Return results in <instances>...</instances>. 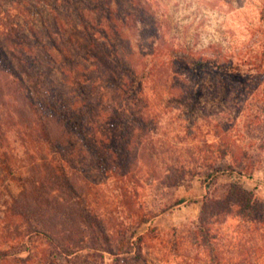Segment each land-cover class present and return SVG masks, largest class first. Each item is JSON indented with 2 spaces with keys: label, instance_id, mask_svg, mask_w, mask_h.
<instances>
[{
  "label": "trees",
  "instance_id": "16d2710c",
  "mask_svg": "<svg viewBox=\"0 0 264 264\" xmlns=\"http://www.w3.org/2000/svg\"><path fill=\"white\" fill-rule=\"evenodd\" d=\"M16 1L20 0H0V190L8 194L0 224V243L8 248L0 247V264H104L103 260L98 263L93 259H103V252L113 255L111 264L142 259L139 250L132 253V246L143 243L154 228L146 227L132 241L135 228L127 233L128 228L120 220L111 226L92 207L88 181L72 161L77 152L67 142L70 132H81L86 139V131L91 132L95 121L105 132L100 137L92 134L91 141H87L98 159L95 167L118 189L122 204L132 202L128 218L132 217L135 227L180 203L182 198L171 205L161 201L188 177L202 175L208 192L221 172L230 169L240 176L244 168L254 165L247 150L240 148L241 156H235L230 144L223 141L213 144V150L193 162L180 158L161 160L164 168L160 172L150 162L154 167L144 182L136 179L131 172L135 160L131 157L130 133L123 127L125 112L117 107L159 72L166 80L173 74L178 78L182 73L197 70L232 76L240 72L239 65L227 56H206L161 45L151 48L155 58L166 55L161 67L154 62L144 64L139 71L134 65H123L113 37L131 25L129 19L132 25L138 21L146 25V18L137 16L144 12L141 0H21L31 1L34 8L39 4L46 6L45 12H35L36 20L16 11ZM6 3L16 7L4 6ZM62 15L64 22L59 20ZM105 22L111 29L102 28ZM87 62L93 66L88 73L81 68L83 64L88 68ZM84 78L91 79L90 83L83 84ZM68 84L82 96L79 104L69 100ZM108 104L115 109V119L123 131L121 138L127 139L123 148L122 143L108 147L109 132L105 126L109 119L99 117ZM214 125L218 127L219 123ZM10 135L24 143L21 156L17 157L9 147ZM263 148L264 144H259L257 149ZM226 154L235 156L233 164L237 168L230 164L224 167L218 161ZM246 157L250 164L244 162ZM11 181L18 187L14 193ZM220 191L204 197L186 240L203 252L204 259H199L202 264H257V247L264 244V201L235 181L223 184ZM146 202L156 206L147 207ZM134 203L137 209L132 208ZM229 216L238 218L245 226L246 236H239L234 250L225 254L215 226ZM112 229L121 237L119 240H111ZM40 237L44 239V248L32 250L37 248L28 246L27 241L32 243ZM18 238L26 239L10 244ZM124 243L127 247L120 256L117 249ZM171 244L173 251L178 250V240ZM83 250L90 252L85 254Z\"/></svg>",
  "mask_w": 264,
  "mask_h": 264
},
{
  "label": "rangeland",
  "instance_id": "374dc122",
  "mask_svg": "<svg viewBox=\"0 0 264 264\" xmlns=\"http://www.w3.org/2000/svg\"><path fill=\"white\" fill-rule=\"evenodd\" d=\"M141 1L145 6L144 12H138L137 16L145 17L146 25L139 21L137 25H132L129 19L128 23L131 25L124 27L122 34L113 37L112 42L123 65H134L139 71L144 64L154 62L159 65L158 68L161 67L166 55L155 58L151 54L152 46L161 45L183 48L206 56L230 57L239 65L240 72L230 76L215 71L197 70L196 73H182L178 78H174L173 74L170 80H166L159 72L158 76L144 83L141 90L123 101L121 106L116 105L118 110L125 112L123 127L130 133L131 157L135 160L131 172L134 177L144 182L153 165L157 166L159 172L164 168L161 160L168 162L173 158H180L193 162L213 150V144L223 141L230 144L235 156H241L240 148L247 150L250 158L254 160V165L244 168L240 176L235 172L231 173L230 169L221 172L208 192L202 175L188 177L172 194L166 198L162 197L161 201L171 205L176 199L182 198L180 203L158 213L150 222L135 227V224L131 223L132 217L128 218L132 202L126 205L121 203L117 195L118 189L105 177L104 172L95 167L98 159L93 156V147L89 150L87 145L92 134L98 137L104 135L100 122L92 123L91 132L86 131L89 135L86 139L83 138V133L72 131L67 142L70 148H75L77 152L72 159L73 163L78 164L81 174L88 181L89 202L111 226H116L120 220L123 221L124 227L128 228L127 233L135 228L136 233L132 236V241H135L137 235L143 233L146 227L154 228L143 243L132 246V253L139 250L142 259H131L125 263L121 261V264H202L199 259H204L205 255L185 237L195 226L207 193L219 194L223 184L235 181L252 190L257 198L264 201V148L257 149L259 144H264V0ZM16 2L17 7L15 4L10 5L11 3L4 6L16 7L15 10L21 12L24 17L28 14L29 20H36L35 12L46 11V6L42 4L34 8L31 7V1ZM59 20L66 21L64 15L59 17ZM101 26L111 29L107 22ZM148 26L153 27L155 31ZM139 33L141 37L138 36ZM126 47L127 49H124ZM87 63L88 68L85 64L81 68L88 73L93 66L92 63ZM90 80L84 78L82 81L86 85ZM77 90L71 85L67 86L69 100L73 101L74 105L79 104L82 97ZM114 110L112 104H108L99 117L109 119L105 126L107 134L109 132L106 136L109 138L108 147L122 143L123 148L127 139L121 138L123 131L117 124ZM215 123H219V126L216 127ZM9 141V147L17 153V157L21 156L24 143L15 138V135H10ZM213 153L216 154V151ZM235 156L226 154L218 161H221L224 167L230 164L237 168L235 163L233 164ZM82 157L84 161L81 162ZM250 158L243 160L250 164ZM154 160L158 162L155 163ZM150 162H154L153 165ZM9 184L11 191L16 192L18 187L15 183L11 181ZM142 195L145 196L146 192L143 191ZM6 200L7 192L1 191L0 224L5 215ZM137 206V203H134L132 208L137 209ZM146 206L156 205L151 206L146 202ZM215 228L218 243L225 254H229L228 250H234L239 236L243 239L246 236L245 226L236 217H227ZM114 232L113 229L110 230L109 235L111 240L117 241L121 237ZM25 239L18 238L10 244H20ZM175 239L179 241V245L178 250L173 251L171 243ZM27 242L31 248H37L32 250H40L45 246L41 237L32 243ZM257 242L260 243L259 239ZM2 246L8 248L0 243V247ZM126 247V243L118 246L120 256ZM83 252L86 254L90 251ZM256 253L260 256L257 264H264L263 243L257 247ZM19 255L25 256L24 253ZM102 255L103 259H93H97L98 263L101 260L104 264L113 263L114 257L109 252H103Z\"/></svg>",
  "mask_w": 264,
  "mask_h": 264
}]
</instances>
